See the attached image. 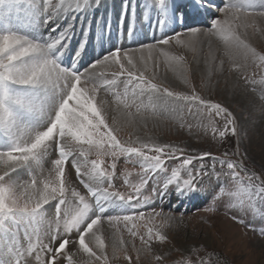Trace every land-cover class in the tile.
Returning <instances> with one entry per match:
<instances>
[{
	"label": "snow or ice",
	"instance_id": "obj_1",
	"mask_svg": "<svg viewBox=\"0 0 264 264\" xmlns=\"http://www.w3.org/2000/svg\"><path fill=\"white\" fill-rule=\"evenodd\" d=\"M221 2L223 7L217 11L223 18L208 14L214 0H189L187 7L176 0H121L117 22L129 19L126 35L136 31L130 21L137 8L144 9L145 14L155 9L157 26L180 23L182 31L154 37L151 43L137 37L135 46L113 45L85 67L81 58L90 47V33L95 30L98 38H107L111 31L110 20L104 16L94 18L97 9L107 7L104 0H0V264H58L69 244H78L79 250L88 255L87 264H93V258L97 264H108L104 239L99 234L102 220L110 225L122 222L133 238L139 235L145 246L150 247L153 240L167 241V235L152 227H147L146 237L139 234L134 222L145 218L144 211L137 209L149 203L150 197L143 194L149 179L154 184L152 192L159 199L173 193L182 198L204 197L210 201L208 211H215L216 203L224 202L237 213L232 218L239 216L241 223L250 212L264 209V165L259 172L254 170L247 153L240 152L239 144L221 155L208 151L193 154L172 144L142 142L139 137L136 142L125 144L106 122V102L97 100L102 89L112 91L117 103L127 109L147 95L149 103L144 107L151 108L154 115L158 111H181L185 103L195 105L198 110L207 109L209 115L222 117L221 140L226 133L237 136L232 112L202 98L195 86L189 85L190 92H174L154 82V77L145 76L149 62L156 66V55L182 68L185 57L162 46L172 42L194 51L200 36L209 37V45L213 37L223 41L230 67H242L235 59L236 52H240L245 60L249 56L258 59L257 66L264 68V54L258 53L240 31L255 27L257 17L264 18V0ZM13 11L22 14L15 24L8 18ZM74 38L76 46L72 47ZM210 56L215 60L211 45ZM223 64L221 59L220 66ZM112 66L116 70L109 79L101 69ZM185 83L188 84L186 78ZM260 83L264 84V78ZM121 84L123 93L118 91ZM169 98L176 103L169 105ZM93 149L98 157L112 158L111 171L101 167L102 159H88ZM120 156L134 157L144 173L138 184H129V193L113 190L116 160ZM69 158L70 168L75 169L78 183L86 191L71 187V172L65 177ZM165 159L175 166H166ZM46 164L50 165L47 175ZM124 175L128 183L129 174ZM52 201L54 215L49 216L45 205ZM153 213L161 215L153 208L149 223L154 220ZM172 219L166 216L160 228L168 226ZM259 219L264 225V211ZM260 232L264 235V227ZM86 237L89 242L95 241L100 255L89 247ZM201 247L189 246L186 258L173 264H207ZM135 250L138 261L140 249ZM121 251L128 264H133L124 240L118 239L113 244V255ZM73 255L64 252L67 264H74ZM156 259L163 262L164 257L157 255Z\"/></svg>",
	"mask_w": 264,
	"mask_h": 264
},
{
	"label": "rangeland",
	"instance_id": "obj_2",
	"mask_svg": "<svg viewBox=\"0 0 264 264\" xmlns=\"http://www.w3.org/2000/svg\"><path fill=\"white\" fill-rule=\"evenodd\" d=\"M135 2L139 3L140 0H135ZM176 2L185 7L189 3L186 0H176ZM224 2L226 3L227 0ZM104 3L107 7L97 9L94 18L104 16L110 20L111 31L107 38H98L95 30L90 33V47L87 49V54L81 58L82 64L85 62V67L113 45L135 46L137 42L136 40L133 42L132 39L137 38L135 34L140 37L137 28L145 32V39L148 40L145 42L147 43L153 42L154 37L170 35L173 29L182 31L183 26L177 23L175 28H172L174 24L166 25L165 28L157 26L156 21L152 20L155 9H150L145 14L144 9L137 8L136 16L130 21L136 31L133 35H126L125 26L129 23V19L126 17L124 22H117L121 0H104ZM214 6L222 8L223 4L221 0H214ZM189 11H191L190 8ZM208 14L223 18L219 11ZM18 15L22 14L13 11L8 14V18L15 24ZM168 27L171 30H167ZM240 31L246 34L248 43L258 53L264 54V18L257 17L255 27L250 26L246 30L241 29ZM76 39L74 38L72 47L76 46ZM209 39L208 37L200 40L194 51L179 46L175 54L185 57L182 68L172 67V69L168 66L166 59L158 58L156 66L149 62V69L145 72V76L154 77V82L161 83L174 92H190L189 85L195 86L202 98L220 103L232 112L236 119L237 136L226 133L225 138L221 140L219 131L223 130L224 126L222 117H217L214 113L209 115L207 109L198 110L195 105L189 106L185 103L181 105V111H169L163 114L158 111L154 115L151 108L144 107L149 103L147 95L142 98V101L137 100L136 104H131L127 109L123 104L117 103L116 96L112 91L105 92L102 89L97 100L106 102L103 115L109 127L116 129L114 135L122 143L136 142L139 137L140 141L146 143H167L182 147L189 153L208 151L213 155H221L226 150H234L239 144L240 152L247 153L250 166L259 172L260 166L264 165V84L260 83L264 78V68L257 66L260 63L258 59L249 56L245 60L240 52H236L235 59L242 67L239 70L230 67V61L224 56V43L216 37L210 40L211 51L216 57L215 60H212ZM99 40L104 42L101 51L99 50ZM94 51H98V54ZM221 59L224 60L222 67L220 66ZM206 62L209 65L205 64ZM101 70L106 71L107 78L111 79V73L116 70V66ZM185 78L188 84L185 83ZM123 79L122 77L121 80ZM118 91L123 93L122 84ZM121 99L124 97L121 96ZM128 102L131 103L130 96ZM168 103L172 105L176 102L169 98ZM138 106H140L139 112H137ZM134 146H138V144L134 143ZM84 148L87 149L88 146L84 145ZM152 154L154 153H149V155ZM88 159H102L104 163L101 167L111 171L112 158L110 156L98 157L93 149L89 152ZM180 159L182 160L183 157ZM70 160L71 158H69V164H66L65 177L68 178L69 172H71V187H77L82 192L86 191L82 185H79L75 169L70 168ZM116 164L113 190L129 193L132 191L129 184H138L144 176L143 170L134 157L120 156L116 160ZM193 164H197V161H193ZM165 165L175 166V163L165 159ZM49 167L50 165H45V175H47ZM125 172L129 174L127 176L128 183L125 182ZM204 179L207 178L204 177ZM68 182L66 179V183ZM153 187V181L149 179L143 190V194L150 197L149 203L142 209H137V211H144L145 218L134 222L138 225L139 234L146 237L147 227H152L154 231L160 230L167 235L168 240L163 243L153 240L150 247L145 246L141 243L139 235L133 238L122 222L110 225L106 220H102V231L99 234L104 239L108 264H128L122 251L116 256L113 255V244L118 239L124 240L128 255L133 258V264H173L176 260L185 259L187 256L185 250L192 245L202 246L201 253L207 264H215L217 260L220 261V264H264V235L260 232V228L264 225L259 219V215L264 209L258 208L256 212H250L243 217L244 222L241 223L239 216L235 220L232 218L237 213L228 209L224 202H217L215 211H208L210 201L207 198L197 196L182 198L179 193H173L159 199L153 194ZM52 204H55V201L45 205V208L49 209V216L54 215ZM153 208L156 213H161V215L155 216L153 213L154 220L149 223L148 216ZM169 215L173 219L169 221L168 226L160 228L163 219ZM89 239L86 237L89 247H92L94 251H97V255H100L95 248V241L89 242ZM133 244L135 249H140L138 261L136 259L137 251L133 248ZM64 252L74 254V264H87L89 260L88 255L79 250L78 244H69ZM64 252L60 254L58 264H67ZM157 255H163V262L156 259ZM93 264H97L94 258ZM99 264H102V261Z\"/></svg>",
	"mask_w": 264,
	"mask_h": 264
},
{
	"label": "bare ground",
	"instance_id": "obj_3",
	"mask_svg": "<svg viewBox=\"0 0 264 264\" xmlns=\"http://www.w3.org/2000/svg\"><path fill=\"white\" fill-rule=\"evenodd\" d=\"M209 12H211V13H213V12H218L217 11V7L216 6H213L212 8H210L209 9ZM158 19V13H153L152 14V20H157ZM182 25V24H181ZM164 28H165V26H164ZM172 28H175V24H174V26L172 27ZM124 29V28H123ZM168 29H170L169 27L167 28V30ZM137 30L139 31V33H140V37H138V34H135V37H138V39H139V41H148L147 40V38L145 39V32L143 31V30H141L140 28H137ZM171 30V29H170ZM174 30V29H173ZM149 31V30H148ZM138 33V32H137ZM149 33V32H148ZM125 35V34H124ZM122 38H124L123 36H122ZM208 37H204V36H200L199 37V40H203V39H207ZM103 39V38H102ZM129 40V39H128ZM127 40V41H128ZM135 40H136V42H138L137 41V38H134V39H132V41L133 42H135ZM123 41V40H122ZM103 43L104 42H102V40H99V50L101 51V49L103 48ZM130 43V42H129ZM163 47V49H165L166 51H169V52H171V53H176V50L179 48V46L178 45H175L174 43H172V42H170V44L169 45H166V46H162ZM173 50V51H172ZM158 58H160V59H166L165 57H163L162 55H156V57H155V59H158ZM82 63V62H81ZM167 64H168V66H170L171 68L172 67H177L175 64H172V65H170L168 62H167ZM205 64H207V65H209L207 62L205 63ZM203 68H204V65H203ZM173 69V68H172ZM252 98V97H251ZM251 98H249V99H251Z\"/></svg>",
	"mask_w": 264,
	"mask_h": 264
}]
</instances>
